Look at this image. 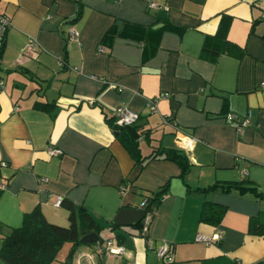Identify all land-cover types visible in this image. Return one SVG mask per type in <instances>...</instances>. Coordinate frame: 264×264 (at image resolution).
<instances>
[{
  "label": "crops",
  "instance_id": "obj_1",
  "mask_svg": "<svg viewBox=\"0 0 264 264\" xmlns=\"http://www.w3.org/2000/svg\"><path fill=\"white\" fill-rule=\"evenodd\" d=\"M152 1L159 8L148 0H0L11 21L0 52V237L35 207L48 222L68 225V211L53 205L59 196L88 209L105 226L104 240L120 235L125 247L110 254L79 245L72 264H264V199L196 190L248 178L264 192V0ZM127 23L157 29V46L105 38ZM30 37L37 47L25 51ZM224 38L243 49L241 57L203 54L205 42ZM121 104L147 132L139 137L142 155L156 146L183 151L190 163L184 181L171 160L131 156L108 122ZM227 113L237 120L228 122ZM188 136L195 141L184 146ZM48 147L62 153L51 156ZM166 182L168 194L140 226L111 229L119 209L140 208ZM204 200L226 207L218 225L199 222ZM198 234L212 240L196 241ZM164 242L171 262L156 254Z\"/></svg>",
  "mask_w": 264,
  "mask_h": 264
},
{
  "label": "trees",
  "instance_id": "obj_2",
  "mask_svg": "<svg viewBox=\"0 0 264 264\" xmlns=\"http://www.w3.org/2000/svg\"><path fill=\"white\" fill-rule=\"evenodd\" d=\"M80 14L81 5L79 4L75 18H78ZM157 31V29H153L151 26L127 23L124 24L118 33L108 31L105 38L111 39L115 35H120L124 38L134 39L142 44L149 43L156 47L157 44L153 42L154 40L151 36ZM262 36L264 37V34ZM202 52L211 58H215L221 53L241 57L243 49L234 42L224 38L218 44L205 42ZM35 106L39 109H46L49 105L36 102ZM108 122L136 161L143 163L154 158L171 160L179 165V177L184 181L189 171L190 163L183 151L156 146L147 155H142L139 137L143 131H140V126L137 124L117 126L114 124L113 117L108 119ZM145 134L142 136H145ZM168 187L169 183L166 182L158 189L145 195L142 199L144 200L142 208L146 212L154 213L162 199L168 194ZM217 189L222 192L236 190L239 194L250 192L256 197L264 199V192L258 191L248 178H242L235 182H215L206 187H198L196 190L208 193ZM60 205L68 211V225L62 226L48 222L39 207L33 208L31 211L24 213L19 226L11 227L8 233L0 237V260L4 264H53L62 246L68 243L67 254L61 260V264H72L73 255L79 245H95L106 241L101 233L105 229V226L100 224L88 209L74 204L67 198H62ZM225 212L226 207L224 205L204 200L199 214V222H206L216 226L220 223ZM256 222L255 217L249 219V231H255ZM141 223L142 221L135 224V226H140ZM109 226L111 229L119 227L114 226L111 222H109ZM90 232H95L98 235V240L94 243H82L80 241L81 237ZM257 232H260V230H257ZM115 239L118 243H121L120 235H117Z\"/></svg>",
  "mask_w": 264,
  "mask_h": 264
},
{
  "label": "built area",
  "instance_id": "obj_3",
  "mask_svg": "<svg viewBox=\"0 0 264 264\" xmlns=\"http://www.w3.org/2000/svg\"><path fill=\"white\" fill-rule=\"evenodd\" d=\"M119 1V0H116ZM147 5L149 8L151 9H157L159 8L158 4L155 1L152 0H148ZM261 18L264 19V4L261 6ZM11 25V21L9 19V17H7L6 15L0 13V52L1 49L3 47L4 44V38H5V34L9 28V26ZM69 37L71 38H77L78 36V31L74 28L71 27L69 29L68 32ZM37 47V42L35 39L33 38H29L24 46V50L25 51H32L35 50ZM99 50H104L102 47H99ZM74 71L76 72H80V70L76 67L73 68ZM91 78H97L94 75H89ZM264 87V85H263ZM4 89L3 86V81L2 79H0V91ZM161 96L165 97L167 96V93H163L160 94ZM155 101L156 99H150L148 102V106L149 109L151 111H155L156 110V105H155ZM251 116V112L247 113V115L237 123V128L240 130L244 125H246L250 119ZM225 118L228 122H233L235 120H237L236 116L232 113H227L225 115ZM138 119V114L136 112H134L133 110H131L126 104H121L119 106H117L114 111H113V121L114 124L117 126H128V125H132L134 124ZM163 123L166 124H172L173 128L175 129V131H179L178 128L176 127L175 124H173L172 122H170L169 120H167L166 118L162 119ZM195 141V138L192 136H188L186 137L185 140L182 141L184 146H189L190 144H192V142ZM47 153L51 156H57L60 155L62 153L61 149L56 148V147H48L47 148ZM1 166H5L6 162L2 161ZM4 185L0 183V188H3ZM124 191V187L121 188V192ZM62 198L57 196L53 202L54 206H59L61 203ZM141 207L144 205V200L141 201L140 203ZM153 212H146V214H152ZM221 235L218 234L217 238H220ZM196 241H201V242H205V243H209L212 240V237H208L206 235H202V234H198L195 237ZM95 250L97 252H106V253H110V254H123L125 252V247L118 243L116 240L114 239H108L103 243H97L95 244ZM156 254L159 258L164 259L166 262H171L173 257H172V253L170 250V245L166 242L162 243L159 247H157L156 249ZM90 256V255H88Z\"/></svg>",
  "mask_w": 264,
  "mask_h": 264
},
{
  "label": "water",
  "instance_id": "obj_4",
  "mask_svg": "<svg viewBox=\"0 0 264 264\" xmlns=\"http://www.w3.org/2000/svg\"><path fill=\"white\" fill-rule=\"evenodd\" d=\"M117 24L120 26L121 21ZM146 216V211L144 208L140 207L138 209L123 207L117 211L111 223L114 226H131L142 221ZM98 240V235L95 232H90L83 235L80 239L82 243H94Z\"/></svg>",
  "mask_w": 264,
  "mask_h": 264
},
{
  "label": "rangeland",
  "instance_id": "obj_5",
  "mask_svg": "<svg viewBox=\"0 0 264 264\" xmlns=\"http://www.w3.org/2000/svg\"><path fill=\"white\" fill-rule=\"evenodd\" d=\"M145 144H146L145 140L141 142V145L144 146ZM62 226H66V225H62ZM68 245H69L68 243H65L62 246V248L59 251V253L57 254V258L53 262V264H59V261H61L65 257V255L67 254V247H68ZM0 264H4V262L0 260Z\"/></svg>",
  "mask_w": 264,
  "mask_h": 264
}]
</instances>
